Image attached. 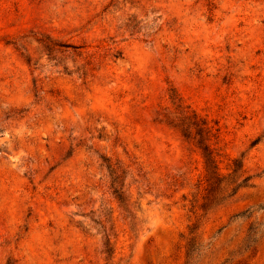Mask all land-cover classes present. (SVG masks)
<instances>
[{
    "label": "rangeland",
    "instance_id": "1",
    "mask_svg": "<svg viewBox=\"0 0 264 264\" xmlns=\"http://www.w3.org/2000/svg\"><path fill=\"white\" fill-rule=\"evenodd\" d=\"M173 94L255 176L205 217ZM194 225L197 264H264V0H0V264H184Z\"/></svg>",
    "mask_w": 264,
    "mask_h": 264
},
{
    "label": "trees",
    "instance_id": "2",
    "mask_svg": "<svg viewBox=\"0 0 264 264\" xmlns=\"http://www.w3.org/2000/svg\"><path fill=\"white\" fill-rule=\"evenodd\" d=\"M171 100L174 110L166 109L159 112L157 122L169 127L179 134L185 143L200 152L204 164V173L198 183L201 194L198 199L193 201L195 203L193 208L198 207L202 214L201 217H205L210 212L226 205L241 189L251 187L255 176L246 174L244 164L239 159L233 161V165L227 173L222 172L218 161L219 149L215 147L219 144L220 129L210 125L206 119L183 106L182 100L175 94L171 96ZM258 142L259 140H256L253 146ZM103 161L110 175L112 194L124 207H127L126 202L128 200L123 184L126 170L119 163L112 164L106 158H103ZM140 223L139 221L133 222L131 228L133 232L137 231ZM196 229L195 225L190 228L184 264H197L201 260L203 246L197 237L192 236ZM258 233L253 227L249 229L243 241L246 250L254 249L258 244L261 231ZM101 254H104L107 260L113 256L111 234H105Z\"/></svg>",
    "mask_w": 264,
    "mask_h": 264
}]
</instances>
